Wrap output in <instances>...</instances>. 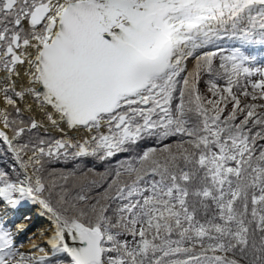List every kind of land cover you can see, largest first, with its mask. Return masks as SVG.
I'll list each match as a JSON object with an SVG mask.
<instances>
[{"label": "snow or ice", "instance_id": "obj_1", "mask_svg": "<svg viewBox=\"0 0 264 264\" xmlns=\"http://www.w3.org/2000/svg\"><path fill=\"white\" fill-rule=\"evenodd\" d=\"M251 45L264 0H0V264H264ZM25 202L47 250L9 227Z\"/></svg>", "mask_w": 264, "mask_h": 264}, {"label": "rangeland", "instance_id": "obj_2", "mask_svg": "<svg viewBox=\"0 0 264 264\" xmlns=\"http://www.w3.org/2000/svg\"><path fill=\"white\" fill-rule=\"evenodd\" d=\"M228 45L229 46H236L235 44H228ZM245 52H246V54L250 55L251 57H254L253 63H254L255 67H264V46L259 48V49L254 48L252 50H250L249 48H246ZM31 205H30V203H27V206H26L27 209L24 207L18 209L17 212H14V218L8 220L10 228H11V222L12 221H15L16 223L24 224L28 228L27 232L17 235L18 245H22L27 239L32 240V239H34V237L37 238V236H36L37 233H34L31 236H28V233H32V231L35 230V227H37V225H39V221H41V219H42V218H36L35 219V216H33L32 213L31 214L27 213L28 208L30 209ZM0 206H2V205H0ZM36 208H38V207H36ZM0 210H1V208H0ZM2 213L3 212H0V215ZM38 214L39 213H35L36 216ZM26 216H30L31 219L30 220L25 219ZM13 231H14V229H13ZM29 249L30 248L21 249V250L27 251Z\"/></svg>", "mask_w": 264, "mask_h": 264}, {"label": "trees", "instance_id": "obj_3", "mask_svg": "<svg viewBox=\"0 0 264 264\" xmlns=\"http://www.w3.org/2000/svg\"><path fill=\"white\" fill-rule=\"evenodd\" d=\"M224 49L230 50L231 48L224 47ZM211 50H217V49L216 48H211ZM202 87H203V85H202ZM149 146H153V143H152L151 140L146 141V142H144L141 145V147H145V148L149 147ZM129 155L130 154H128V153L120 154L118 157L114 158L111 161L112 166L114 167L118 160H124L126 158H129ZM79 162L80 161H75V162L74 161H69L66 164L65 163L56 164V165H54V167L57 168V169H62V170L68 171V170L73 169L74 165L76 163H79ZM12 166H13V161H12V158H11V154L10 153H6L5 150H4V146L0 145V168L11 169ZM107 166L108 165L106 163L95 161V160H93L91 158H87V159H85L83 161L84 170H87V168H94L96 173L104 172L105 168Z\"/></svg>", "mask_w": 264, "mask_h": 264}, {"label": "bare ground", "instance_id": "obj_4", "mask_svg": "<svg viewBox=\"0 0 264 264\" xmlns=\"http://www.w3.org/2000/svg\"><path fill=\"white\" fill-rule=\"evenodd\" d=\"M27 203H28V202L23 203L19 208H17V209L15 210V212H17L18 209H20V208H22V207L26 208ZM30 205H31V204H30ZM36 207H38V208H36ZM36 207H35V205H31L30 209L28 208L27 213H30V214L32 213L33 216H35V219H36V218H42L41 221H39V225H37V227H35V230H33L32 233H28V236H31L32 234L37 233V234H36L37 238L34 237V239H32V240H28V239H27V240L22 244V246H23L22 249H28V248H31L33 243H36V244H40V245H42V246H45V245H44V241H45L46 237L41 236V231H47L48 228H49V224H48L47 220H46L44 217H41L39 214H38L37 216L35 215V213H39V212H40V210H39V206L36 205ZM0 208H1L0 211L3 212L4 207L2 208V206H0ZM26 209H27V208H26ZM12 210H13V209H8V210H7V217H6L7 220H9V219L12 217V215H14V211L11 212ZM3 214H4V212H3L1 215H3ZM45 247H46V246H45ZM46 250H47V247H46Z\"/></svg>", "mask_w": 264, "mask_h": 264}]
</instances>
